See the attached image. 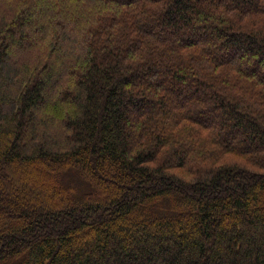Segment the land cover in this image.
Instances as JSON below:
<instances>
[{
  "label": "trees",
  "instance_id": "1",
  "mask_svg": "<svg viewBox=\"0 0 264 264\" xmlns=\"http://www.w3.org/2000/svg\"><path fill=\"white\" fill-rule=\"evenodd\" d=\"M0 264H264V0H0Z\"/></svg>",
  "mask_w": 264,
  "mask_h": 264
},
{
  "label": "rangeland",
  "instance_id": "2",
  "mask_svg": "<svg viewBox=\"0 0 264 264\" xmlns=\"http://www.w3.org/2000/svg\"><path fill=\"white\" fill-rule=\"evenodd\" d=\"M232 159H234V158H232ZM235 159H236V158H235ZM172 171L175 172V173L177 172L179 175H182V174L185 175L184 173H186V171H183V172H182V171H179L178 169H172V170H170V172H172ZM183 175H182V176H183Z\"/></svg>",
  "mask_w": 264,
  "mask_h": 264
}]
</instances>
